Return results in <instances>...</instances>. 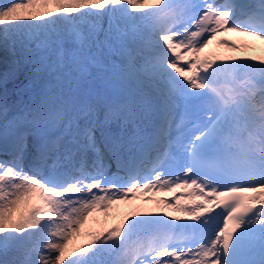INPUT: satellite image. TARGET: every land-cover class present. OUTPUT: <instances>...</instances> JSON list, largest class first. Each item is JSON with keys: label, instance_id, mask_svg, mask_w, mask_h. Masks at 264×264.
Wrapping results in <instances>:
<instances>
[{"label": "snow or ice", "instance_id": "6c2138e0", "mask_svg": "<svg viewBox=\"0 0 264 264\" xmlns=\"http://www.w3.org/2000/svg\"><path fill=\"white\" fill-rule=\"evenodd\" d=\"M0 53V264H264V0H8Z\"/></svg>", "mask_w": 264, "mask_h": 264}, {"label": "rangeland", "instance_id": "374dc122", "mask_svg": "<svg viewBox=\"0 0 264 264\" xmlns=\"http://www.w3.org/2000/svg\"><path fill=\"white\" fill-rule=\"evenodd\" d=\"M8 0H0V3H6ZM122 211H129L130 209L126 210V208L121 209ZM67 264V261L65 262Z\"/></svg>", "mask_w": 264, "mask_h": 264}, {"label": "trees", "instance_id": "16d2710c", "mask_svg": "<svg viewBox=\"0 0 264 264\" xmlns=\"http://www.w3.org/2000/svg\"><path fill=\"white\" fill-rule=\"evenodd\" d=\"M0 55H2V53H0Z\"/></svg>", "mask_w": 264, "mask_h": 264}]
</instances>
